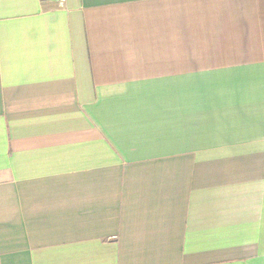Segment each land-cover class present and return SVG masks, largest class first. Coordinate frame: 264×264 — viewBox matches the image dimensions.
<instances>
[{
  "label": "crops",
  "instance_id": "0c3cea01",
  "mask_svg": "<svg viewBox=\"0 0 264 264\" xmlns=\"http://www.w3.org/2000/svg\"><path fill=\"white\" fill-rule=\"evenodd\" d=\"M0 264H264V0H0Z\"/></svg>",
  "mask_w": 264,
  "mask_h": 264
}]
</instances>
